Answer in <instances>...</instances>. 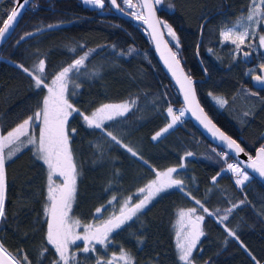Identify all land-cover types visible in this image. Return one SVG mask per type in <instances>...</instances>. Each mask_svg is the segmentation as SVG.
Returning a JSON list of instances; mask_svg holds the SVG:
<instances>
[{"label":"trees","instance_id":"trees-1","mask_svg":"<svg viewBox=\"0 0 264 264\" xmlns=\"http://www.w3.org/2000/svg\"><path fill=\"white\" fill-rule=\"evenodd\" d=\"M16 1H0V27ZM102 1L32 0L0 47V135L40 117L1 153L0 247L17 264H264V187L251 176L238 185L234 160L186 118L152 142L181 103L147 33ZM127 1L116 0L120 10L142 18L138 1ZM254 3L157 8L189 79L206 73L195 84L201 107L249 157L264 150V95L250 85L247 43L221 45L220 36ZM123 104L124 116L104 119ZM62 156L72 186L52 228ZM186 217L198 227L187 254L178 245Z\"/></svg>","mask_w":264,"mask_h":264},{"label":"water","instance_id":"water-1","mask_svg":"<svg viewBox=\"0 0 264 264\" xmlns=\"http://www.w3.org/2000/svg\"><path fill=\"white\" fill-rule=\"evenodd\" d=\"M112 12L119 18L126 19L131 23L141 27L148 35L153 52L155 54L158 65L163 74L166 76L172 88L174 89L179 101L188 116V120L193 127L199 131L204 139L213 147H217L228 154L238 166L243 169L249 176L258 181L264 187V150L258 149L253 157H249L240 147V145L232 138L222 132L207 116L201 107L196 91V83H204L207 80L205 71L203 70L205 79L203 81L190 80L182 68L181 63L176 58L171 49L164 31L162 29L157 9L152 0H138L142 12V18L132 17L120 10L116 0H107ZM32 0H17L13 9L7 16L0 27V47L9 39L15 30L20 18ZM202 30V28H201ZM200 30V33H201ZM199 46V45H198ZM198 50V47H197ZM264 71H261V77L253 78L251 87L254 90H262ZM64 167V188L56 200L54 209L51 213V226L55 228L57 224L58 212L62 210L69 197L72 186V175L69 165L64 156H62ZM4 198V179L2 161L0 155V213ZM0 264H17L16 261L0 247Z\"/></svg>","mask_w":264,"mask_h":264},{"label":"rangeland","instance_id":"rangeland-1","mask_svg":"<svg viewBox=\"0 0 264 264\" xmlns=\"http://www.w3.org/2000/svg\"><path fill=\"white\" fill-rule=\"evenodd\" d=\"M80 1L84 6L88 8L100 9L104 6L102 0H80ZM152 1L157 9L161 3V0H152ZM255 1H256L255 6L253 9H251V14L247 17V20L245 23L225 29L221 33V36H220L221 45H233L235 46V48H238L240 45L245 44L248 38L253 36L252 34H253L254 29H256V27L260 23L257 3H258V6H261L264 0H255ZM127 2H128V5H132L131 1L128 0ZM164 33L166 34V36L169 38L170 41H172L175 45H177L175 34L169 26L165 25ZM261 42L263 43L262 39H260V43ZM217 104L222 105L223 103L218 102ZM130 107L131 106L128 104L108 107L105 110L104 119L107 120L113 117H122L129 111ZM178 111L180 112L179 115H176V114L171 115L169 111L167 112L169 123L164 128H162L160 131H158L155 135L152 136L151 138L152 142L159 141L162 137H164L166 134L172 131L176 126H178L179 123H181L186 118V114L182 106L178 107ZM39 119L40 117L38 114L32 120L31 119L26 120L24 123L16 127L9 134L5 136L0 135V154L2 153L3 149L7 145L14 143L21 136L26 134L29 131L31 126L39 122ZM229 166H230L229 167L230 170L236 177V182L238 185L239 184L243 185L249 180L250 178L249 175L243 169H241L238 166V164L233 163V165L229 164ZM64 181L65 180L63 179V184H64ZM63 188L64 186L62 185L60 187V191L56 197V200L58 199V197H60L63 191ZM192 223L193 222L189 219V217H186V219L181 224L179 235H178V245L180 246L181 250H185L186 254L188 250L192 248V245H193L192 242L197 237V234H198V227L195 228ZM186 254L184 255V257H186Z\"/></svg>","mask_w":264,"mask_h":264},{"label":"flooded vegetation","instance_id":"flooded-vegetation-1","mask_svg":"<svg viewBox=\"0 0 264 264\" xmlns=\"http://www.w3.org/2000/svg\"><path fill=\"white\" fill-rule=\"evenodd\" d=\"M255 3L252 9L254 8ZM257 8H258V13H259V22L262 24L259 23L256 29H254L253 31V34H252L253 36H251L250 38L246 40L245 42L247 43L246 49L248 50V48L250 47L249 49L251 50L250 52L248 51L247 54H246L247 52L246 50L245 54H243V56L245 55L244 58L247 59L246 65L248 68L250 85H251L252 79L257 78V77L260 78L261 71L262 70L264 71V1L261 6H258V3H257ZM250 14H251V11H250ZM260 39L263 40V43L262 42L260 43ZM263 85H264V79H263ZM259 91H263V95H264V88Z\"/></svg>","mask_w":264,"mask_h":264},{"label":"built area","instance_id":"built-area-1","mask_svg":"<svg viewBox=\"0 0 264 264\" xmlns=\"http://www.w3.org/2000/svg\"><path fill=\"white\" fill-rule=\"evenodd\" d=\"M170 112L172 115L178 114L177 110L175 108H172V107L170 108Z\"/></svg>","mask_w":264,"mask_h":264},{"label":"bare ground","instance_id":"bare-ground-1","mask_svg":"<svg viewBox=\"0 0 264 264\" xmlns=\"http://www.w3.org/2000/svg\"><path fill=\"white\" fill-rule=\"evenodd\" d=\"M130 16H131V15H130ZM132 17H134V16H132ZM6 19H7V18H6ZM6 19H5V20H6ZM181 106H182V105H181ZM172 108H175V107H172ZM175 109H176V110H177V112H178V114H177V115H179V113H180V112L178 111V108H175ZM185 114H186V113H185ZM187 117H188V116L186 115V119L188 120V118H187ZM188 121H189V120H188ZM189 122H190V121H189ZM190 123H191V122H190Z\"/></svg>","mask_w":264,"mask_h":264}]
</instances>
